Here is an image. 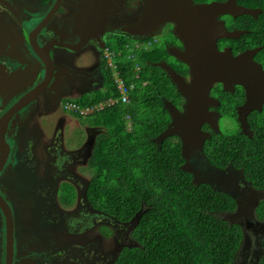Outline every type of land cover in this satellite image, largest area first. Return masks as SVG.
Here are the masks:
<instances>
[{"label": "flooded vegetation", "instance_id": "af4514ba", "mask_svg": "<svg viewBox=\"0 0 264 264\" xmlns=\"http://www.w3.org/2000/svg\"><path fill=\"white\" fill-rule=\"evenodd\" d=\"M194 1L208 4L228 0ZM233 1L258 12L220 16L218 20H224L228 30L243 33L237 38L219 39L218 48H231L234 55L259 49L254 59L264 67L263 59L258 56L264 45L255 43L257 36L252 28L255 24H247L244 20H260L264 9L251 0ZM100 4L112 13L98 40L87 30L92 24L89 15ZM144 6L145 0H111L107 4L101 0H0V124L5 125L9 145L0 169V197L8 205L13 220L10 247L7 218L0 206L3 223L0 227V264H7L10 252L11 264H116L124 248L140 245L132 236L134 221L119 222L91 202L88 197L91 176L83 187L78 186L74 175L84 170L91 173L96 140L105 129L92 125L90 119H80L79 113L69 109L67 104L74 102L78 106V100L107 90L109 65L105 51L118 37L134 40L136 45L148 41L146 45H149L159 42L156 36L165 33L169 35V40L164 42L166 50L168 46L184 49L174 34L173 24H165L160 33L151 38L136 39L123 33L127 26L140 22ZM70 45L80 48L74 49ZM172 57L152 64L164 61L172 66L170 62L178 60ZM182 76L188 81L191 79L189 68L188 74ZM219 88L221 93L217 91ZM210 95L218 100V104L211 105L209 110L217 113L220 132L223 118L236 121L242 132L238 108L247 100L246 89L237 84L232 91H227L222 83H215ZM229 95L234 96L237 119L222 112V99ZM183 99L180 108L170 100H166L165 107L167 102H172L183 111L186 98L183 96ZM253 112L248 116L246 135L250 137L253 132L249 117ZM202 129L211 135L218 132L208 123H204ZM1 158L0 146V163ZM190 159L191 164L201 161L217 171H235L245 177L239 169L213 166L204 150L194 151ZM244 181L248 182L245 178ZM24 183L31 184L26 191L22 188ZM38 183L43 185L40 194L36 195L33 184ZM247 185L253 187L250 182ZM232 195L238 206H242L244 198ZM252 210L249 212L254 213ZM226 216L232 222L241 220V215L231 217V213H227ZM110 219L131 227L130 237L121 238ZM109 241L113 242L112 249L108 246Z\"/></svg>", "mask_w": 264, "mask_h": 264}, {"label": "trees", "instance_id": "16d2710c", "mask_svg": "<svg viewBox=\"0 0 264 264\" xmlns=\"http://www.w3.org/2000/svg\"><path fill=\"white\" fill-rule=\"evenodd\" d=\"M250 2L264 9V0ZM260 17L244 20L255 24V43L264 45V14ZM127 45L136 58H127L131 52ZM135 45L126 37L108 45L118 55L116 69L128 86L134 85L129 103H117L92 117L77 114L105 129L96 140L90 162L89 199L117 221L135 224L132 236L140 245L124 248L116 264H234L244 227L226 214L237 210V201L231 193L209 183H196L193 173L183 169L186 160L178 136L159 141L171 123L166 100L180 108L184 99L165 71L152 64L170 56L164 43ZM258 56L264 61V47ZM170 63L181 75L188 74L184 63ZM107 82L106 91L78 100L79 106L91 107L119 97L109 66ZM233 98L222 99V112L237 119ZM249 126L252 137L240 129L233 134L212 132L203 150L213 166L239 169L254 188L264 191V109L253 112ZM254 215L264 223V198L258 200ZM262 248L258 264H264V238Z\"/></svg>", "mask_w": 264, "mask_h": 264}, {"label": "water", "instance_id": "95a60500", "mask_svg": "<svg viewBox=\"0 0 264 264\" xmlns=\"http://www.w3.org/2000/svg\"><path fill=\"white\" fill-rule=\"evenodd\" d=\"M109 1L111 0H101L104 4L109 3ZM257 12L258 10L237 5L233 0L208 4L195 3L194 0H145L140 22L123 29V33L132 38L144 39L158 35L165 24H173L174 34L184 47L182 50L168 46L167 50L171 56L188 66L191 76L189 81L167 62L163 61L153 65L165 71L178 91L186 98L183 111H180L172 102L166 103V109L171 116V123L159 136V141L173 136H178L181 139L182 154L186 160L183 169L186 171L192 172L187 168L190 155L194 151H203L205 141L211 138V134L202 129L203 124L208 123L220 132L218 115L209 110L211 105L218 104V100L210 95L213 84L222 83L227 91H232L237 84H241L246 89L247 100L238 108L239 122L242 132L245 134H248L249 114L255 110L261 112L263 109L264 67L254 59L259 49L234 55L231 48L224 50L218 48L219 39L237 38L243 33L228 30L225 21L218 20L220 16H238ZM111 13L105 5L100 4V7L89 15L92 24L89 25L87 31L91 33L92 37L101 39L100 35L104 32L102 29ZM80 46L70 45L74 49H79ZM4 129L5 125L1 122L2 161L0 169L9 152ZM194 181L196 182L195 178ZM256 192L258 198L255 201V197H253L254 204H251V207L247 209L248 212L255 209L259 198H264V192L259 190ZM0 206L7 218L8 242L11 247L13 220L8 205L1 197ZM238 210V215H241V205L238 206ZM11 260L10 252L7 264H11Z\"/></svg>", "mask_w": 264, "mask_h": 264}, {"label": "rangeland", "instance_id": "374dc122", "mask_svg": "<svg viewBox=\"0 0 264 264\" xmlns=\"http://www.w3.org/2000/svg\"><path fill=\"white\" fill-rule=\"evenodd\" d=\"M159 40V43H164L166 40H169L168 34H160L156 36ZM129 42H133L134 40H128ZM114 44V41L111 42ZM221 129L225 133L233 134L238 130V124L236 121H229L228 118H223L221 120ZM189 159L187 168L195 173L196 182L202 183L207 182L213 185L215 188L219 190H223L226 192L233 193L237 198L244 199L242 200V214L239 218V221L244 227V240L241 246V249L237 255L236 261L234 264H258L259 258L263 255V238H264V225L261 221L255 220L254 213L248 212V208L251 207V204H254L253 197H258V193L256 190L248 186V182L244 181L243 176L239 172H231L230 170L225 171H217L213 169L209 164H204L201 161H194L192 164ZM92 175L91 173L84 170L83 173L77 174L75 173L74 178L77 180L78 186L83 187L85 181ZM43 184H33L36 187V195L40 194V188ZM31 187V184H22L23 191L28 190ZM255 194V196H253ZM262 198H259V200ZM257 205V204H256ZM256 208V207H255ZM238 211L231 212V217H236L238 215ZM253 211V210H252ZM227 217V216H226ZM257 219V218H256ZM100 221L102 219L100 218ZM104 221V220H103ZM110 222L119 233L121 238L130 237L129 229L131 227H125L119 225L114 219H110ZM106 222V224L110 223ZM2 221L0 220V227L2 226ZM108 246L112 249L113 242L109 241ZM117 246V245H116ZM116 249V247H115Z\"/></svg>", "mask_w": 264, "mask_h": 264}, {"label": "built area", "instance_id": "2783aa9c", "mask_svg": "<svg viewBox=\"0 0 264 264\" xmlns=\"http://www.w3.org/2000/svg\"><path fill=\"white\" fill-rule=\"evenodd\" d=\"M145 46L147 45L146 44L140 45L139 43H137V45H135V48L145 47ZM127 48L130 49L129 46H127ZM117 56L118 55L114 51H112L110 48L106 49L105 58L107 60L109 67L113 68L115 83L117 84V88L120 92V96L111 97L100 104H97L91 107H85V108H82L79 105L77 106V104H75L74 102H70L67 104V107L69 109L73 110L74 112H78L79 114L85 115V114L95 113L97 111L98 112L102 111L105 108L115 106L117 103H123V104L129 103L130 90L134 88V85L132 84L131 86H128L125 80L123 79V77L121 76L119 70L116 69L115 59ZM127 58L128 59L136 58V53L133 52V49H131V52L127 55ZM135 68H136V71H138L140 69V66L136 65ZM137 77H139V75H137Z\"/></svg>", "mask_w": 264, "mask_h": 264}, {"label": "clouds", "instance_id": "9594fccd", "mask_svg": "<svg viewBox=\"0 0 264 264\" xmlns=\"http://www.w3.org/2000/svg\"><path fill=\"white\" fill-rule=\"evenodd\" d=\"M127 46H128V45H127ZM108 48H110V47L108 46ZM129 50L131 51V49H129ZM115 53H116V52H115ZM105 59H106V58H105ZM113 74H114V72H113ZM237 210H238V208H237ZM254 210H255V209H254ZM254 210H253V211H254ZM262 223H263V222H262Z\"/></svg>", "mask_w": 264, "mask_h": 264}]
</instances>
